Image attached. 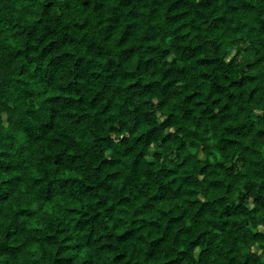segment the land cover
I'll use <instances>...</instances> for the list:
<instances>
[{"label": "trees", "instance_id": "obj_1", "mask_svg": "<svg viewBox=\"0 0 264 264\" xmlns=\"http://www.w3.org/2000/svg\"><path fill=\"white\" fill-rule=\"evenodd\" d=\"M255 9L0 0V253H30L22 264H264Z\"/></svg>", "mask_w": 264, "mask_h": 264}, {"label": "clouds", "instance_id": "obj_2", "mask_svg": "<svg viewBox=\"0 0 264 264\" xmlns=\"http://www.w3.org/2000/svg\"><path fill=\"white\" fill-rule=\"evenodd\" d=\"M254 3H256V9L255 12L259 13L261 16H264V0H253ZM260 127H264V125H260ZM167 131H173L175 132V128L165 129V133ZM130 135V134H129ZM182 135V133H181ZM102 158V157H101ZM262 229H264V226H261ZM9 243H11L9 241ZM15 247L14 245H12ZM25 255L18 256V257H12L5 253H0V264H22L24 260L29 261L30 253L24 252ZM261 260H264V256H261Z\"/></svg>", "mask_w": 264, "mask_h": 264}]
</instances>
